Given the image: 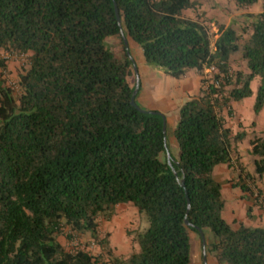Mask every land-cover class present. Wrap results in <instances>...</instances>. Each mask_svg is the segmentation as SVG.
<instances>
[{
  "label": "trees",
  "instance_id": "16d2710c",
  "mask_svg": "<svg viewBox=\"0 0 264 264\" xmlns=\"http://www.w3.org/2000/svg\"><path fill=\"white\" fill-rule=\"evenodd\" d=\"M232 1L245 8L257 0ZM198 4L0 0V53L26 55L15 88L0 55V264H188L189 233L198 236L193 226L214 264H264V228L223 219L220 182L211 173L230 165L232 143L243 137L230 136L220 112L251 95L253 79V113L264 103V10L245 13L238 28L217 24L210 35L203 22L182 14ZM119 29L147 66L172 78L188 70L200 76L198 92L177 109L176 155L166 146L171 166L159 111L129 102L132 60ZM108 36L118 39V55L103 45ZM208 67L214 70L203 74ZM248 147L253 174L239 176V187L249 192L246 183L258 178L264 190V139L253 135ZM186 196L191 226L183 224ZM119 203H131L147 220L126 257L112 255L97 230ZM64 227L68 241L88 232L106 249L103 257L63 247L56 237Z\"/></svg>",
  "mask_w": 264,
  "mask_h": 264
},
{
  "label": "rangeland",
  "instance_id": "374dc122",
  "mask_svg": "<svg viewBox=\"0 0 264 264\" xmlns=\"http://www.w3.org/2000/svg\"><path fill=\"white\" fill-rule=\"evenodd\" d=\"M262 10H264V0H257L253 5L249 7H245V8H236L232 0H199V4L196 8L185 9L182 11V14L185 16L191 17L193 19H198L201 22H203V24H205L207 27L208 33L212 35L216 31L217 24H223V25L232 24L235 28H238V26H240L242 22V19H243L242 16L245 13H256ZM103 45L106 48H108L114 55L119 54L120 46L118 44V39L115 36L106 37L103 40ZM135 51L141 55V52L139 49H135ZM7 54L8 53L6 51H2L0 53L1 56L7 55ZM130 55L132 56L133 59H135L134 54L131 53V49H130ZM5 60H6L7 70H8V74H6V82L8 83V85L15 88V85H14L15 78H16V75L26 65L25 64L26 55L10 53V55L7 56ZM148 67L151 69L154 68L153 71H150L151 77L148 79V82L151 84L150 87L153 90L152 92H150L153 98L152 101H154V103L158 101V99L154 96L155 95L154 91H156L157 89L161 91L166 90V86H167V91L169 95L175 99L177 94H179V91L175 87L176 82H178L177 79L164 74L158 68L150 67V66ZM256 85H257L256 83H253V85H251V89H252L251 94H252V91H254L253 92L254 96H255V91H256ZM253 102H254V99H253ZM249 110L250 109L245 107L242 110V112L247 113L249 112ZM176 112H177V109H173L168 112H163V110L161 111L164 118L166 119H170L172 115L176 114ZM231 116H232V119H231L232 124L237 123V118H235V116L233 117V114ZM254 126L256 127V129L261 130L260 135L261 137H264V127H262L259 122H256ZM237 127L239 128L240 126H237ZM170 128H171V123L167 122L165 124V142H166L169 152L172 155H176L177 148H176L175 142L173 141V135H172V131ZM234 144L232 143V146H234ZM245 156H246L245 158H248L249 160L247 161L244 167H248V169L251 171V173L249 174H253V163L251 164L250 159L252 157L255 158V156H252L250 153L248 155L245 154ZM212 176L215 178H218L213 173H212ZM232 178H234V182H236V185L238 187L239 181L236 178V175H233ZM246 184L249 188V192L247 193L251 197V199L257 203H260L261 208L264 207V196L262 194L264 190L262 187L261 180L258 178H255L253 180V183H246ZM257 190H260V192L262 191L260 195L257 194ZM225 191H226V188L224 186H221L220 193L223 198V204H224L221 215L223 219L231 225V227H236V225L239 222V220L237 219H239V217H241L242 215L240 214L238 210H236V212L234 211V213H232L233 217H236V219H232V220L230 219L231 214L229 211L228 204L231 202L232 198L230 194H229L230 196H227L225 194ZM115 214H116V211L114 209V213L111 216L112 219L110 217L111 220L110 219L108 220L99 219L98 220L97 230L99 232V237L105 234L108 239V235H109V240H107L106 249L108 248L110 252H111V249L108 246V241H110V244H112L116 250H121L125 248L126 252L130 253L134 249H136V245L133 241L134 234L136 232L142 231L147 226L146 217L143 212L138 211L131 203H127V205H123L122 209L118 212V214L116 215ZM62 231L63 233L57 235L56 237V238H59L61 241L63 240V238H65L64 233H67V229L64 227ZM189 236H190V255H189L188 264H203L202 253H201L202 247H201L200 238L199 236L191 232L189 233ZM75 242H77L78 245L83 246L84 250L89 251L93 255L101 254V256L99 255L100 258H102L103 257L102 255L106 252L105 248L101 249L99 245L96 242H94V240L90 237L88 232H84L78 237H76ZM74 245L75 243L73 244L72 240H69V241L67 240L65 245L63 244V247H65L67 250H70L74 248ZM102 260H99L98 263H100ZM103 261H106V260L104 259ZM205 264H214L213 258L210 257L206 253H205Z\"/></svg>",
  "mask_w": 264,
  "mask_h": 264
},
{
  "label": "crops",
  "instance_id": "0c3cea01",
  "mask_svg": "<svg viewBox=\"0 0 264 264\" xmlns=\"http://www.w3.org/2000/svg\"><path fill=\"white\" fill-rule=\"evenodd\" d=\"M126 42H127V49L129 55L131 49V53H133L135 56V59H133L132 56L130 55L133 64L135 65V71L137 76L138 87H137V92L135 94V102L137 103L138 106L144 109H153L159 112L163 110V112H168L173 109H178V107L189 96L195 95L197 93L200 84L199 83L200 76L196 71L188 70L182 77L176 78L178 82H176L175 87L179 91V94H177L175 99L169 95L166 86V90L161 91L157 89L156 91H154L155 94L154 96L158 99V101L154 103V101H152L153 99L152 95L150 94V92H152L153 90L150 87L151 84L148 82V79L151 77L150 71H153L154 68L151 69L144 63L142 54L140 55L135 51V49H138L135 43H133L129 39H126ZM132 81L134 85L133 72H132ZM256 81H257L256 79H253L250 82L249 84L250 89L253 83L257 84ZM253 92L254 91H252V94L248 97L242 98L237 101H231L229 104V108H230L229 113L226 111V109H223L220 112L223 125L230 129V136H234L236 133L243 132V137L234 144L233 149L236 152L235 155H233L231 158L230 166L226 164H217L213 167L212 173L218 177V178L215 177L214 178L220 182V190H221V186H224L226 188L225 194L227 196L231 195L232 200L228 204L229 211L231 214L230 219L231 220L236 219V217H233L232 213L238 210L242 215L241 217H239V219H237L239 220L240 223L246 226H260L264 228V207L261 208L260 203H257L254 200H252L247 192L242 191L239 186L237 187L236 182H234V178H232L233 175H236V178L238 179L239 176L243 177L244 173L247 172L248 174L251 173L248 167H244L247 161L249 160L248 158H245L246 157L245 154L247 155L249 154L248 140L253 135L255 136L258 135L257 137L264 139V137H261L260 135L261 130L256 129V127L254 126L256 122H259L261 126L264 127V103L260 108V110L256 114H254L252 110L253 99H254ZM245 107L250 109L249 112L247 113L242 112V110ZM232 114L233 117L235 116V118H237V123L235 124H232V120H231ZM176 116H177V112L176 114L172 115L170 119L165 118V124L167 122L171 123V128H170L171 131L173 129ZM237 126L240 127L238 128ZM235 161L238 164H235ZM250 161L252 164L253 157L250 159ZM262 194L264 196V192ZM123 205H127V203H119L115 205L116 214H118V212L122 209ZM56 240L62 246L63 244L65 245V243L67 242L66 238H63L62 241L59 238H56ZM107 240H109V235ZM108 246L110 247L112 254L115 256L126 257L129 254L126 252L125 248L121 250H116L115 247L112 244H110V241H108Z\"/></svg>",
  "mask_w": 264,
  "mask_h": 264
},
{
  "label": "water",
  "instance_id": "95a60500",
  "mask_svg": "<svg viewBox=\"0 0 264 264\" xmlns=\"http://www.w3.org/2000/svg\"><path fill=\"white\" fill-rule=\"evenodd\" d=\"M113 8H114V14H115V19H116L117 25L120 27V19H119V15H118L117 8H116V5H115L114 1H113ZM119 35H120V38H121L125 53H126L128 59H131V57L129 55V52H128V49H127L126 38L123 35L121 29H119ZM131 68H132V72H133V75H134V85H133V89H132L131 94H130L129 102H130V104L133 107L137 108L139 111H145L144 109L140 108L137 105V103L135 102V94L137 92L138 85H137V76H136V71H135V65L133 64V61L131 63ZM158 113L162 116L161 133H162V141H163V147H164V156H165L167 164L169 166H171L170 156H169V153L167 151V148H166L167 145H166V142H165V118H164V116H163V114L161 112H158ZM171 170H172L173 174H175V171L173 170V168H171ZM179 183L181 184V186H183L182 179L179 180ZM188 210H189V201H188L187 196H186V209H185L184 216H183V224L185 226H191L190 223L187 220ZM193 227L196 229V231L198 233V236L200 238L201 247H202V249H201L202 262H203V264H205V239H204V236H203L201 230L199 228L195 227V226H193Z\"/></svg>",
  "mask_w": 264,
  "mask_h": 264
},
{
  "label": "built area",
  "instance_id": "2783aa9c",
  "mask_svg": "<svg viewBox=\"0 0 264 264\" xmlns=\"http://www.w3.org/2000/svg\"><path fill=\"white\" fill-rule=\"evenodd\" d=\"M10 55V53H8L7 55H4V56H2L4 59L7 57V56H9ZM22 55V54H21ZM214 69H213V67H208V68H204L203 70H202V72H203V74H208V73H210L211 71H213ZM72 243L74 244L75 243V245H74V248H80V249H84V247L83 246H80V245H78V243L77 242H75V239H72ZM97 264H108L106 261H103V262H100V263H97Z\"/></svg>",
  "mask_w": 264,
  "mask_h": 264
}]
</instances>
